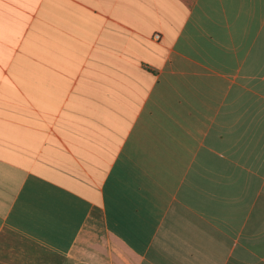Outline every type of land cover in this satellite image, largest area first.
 Returning <instances> with one entry per match:
<instances>
[{
    "label": "crops",
    "instance_id": "0c3cea01",
    "mask_svg": "<svg viewBox=\"0 0 264 264\" xmlns=\"http://www.w3.org/2000/svg\"><path fill=\"white\" fill-rule=\"evenodd\" d=\"M96 256L264 264V0H0V264Z\"/></svg>",
    "mask_w": 264,
    "mask_h": 264
},
{
    "label": "rangeland",
    "instance_id": "374dc122",
    "mask_svg": "<svg viewBox=\"0 0 264 264\" xmlns=\"http://www.w3.org/2000/svg\"><path fill=\"white\" fill-rule=\"evenodd\" d=\"M93 260H96V263L97 264H109V263L103 261L102 258H97V256L96 257H93ZM66 264H84V263H81V262H74V263H72V262H70V263H66Z\"/></svg>",
    "mask_w": 264,
    "mask_h": 264
},
{
    "label": "built area",
    "instance_id": "2783aa9c",
    "mask_svg": "<svg viewBox=\"0 0 264 264\" xmlns=\"http://www.w3.org/2000/svg\"><path fill=\"white\" fill-rule=\"evenodd\" d=\"M154 36H155V38H157V39H158V37H159V35H158V34H155Z\"/></svg>",
    "mask_w": 264,
    "mask_h": 264
}]
</instances>
